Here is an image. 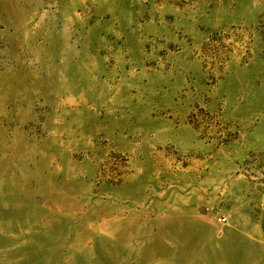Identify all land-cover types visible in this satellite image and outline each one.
Returning <instances> with one entry per match:
<instances>
[{"label":"rangeland","instance_id":"1","mask_svg":"<svg viewBox=\"0 0 264 264\" xmlns=\"http://www.w3.org/2000/svg\"><path fill=\"white\" fill-rule=\"evenodd\" d=\"M0 264H264V0H0Z\"/></svg>","mask_w":264,"mask_h":264},{"label":"built area","instance_id":"2","mask_svg":"<svg viewBox=\"0 0 264 264\" xmlns=\"http://www.w3.org/2000/svg\"><path fill=\"white\" fill-rule=\"evenodd\" d=\"M226 220V218L225 217H222V218H220V221H225Z\"/></svg>","mask_w":264,"mask_h":264}]
</instances>
